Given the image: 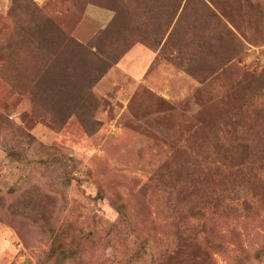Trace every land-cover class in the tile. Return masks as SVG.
<instances>
[{"label":"rangeland","instance_id":"1","mask_svg":"<svg viewBox=\"0 0 264 264\" xmlns=\"http://www.w3.org/2000/svg\"><path fill=\"white\" fill-rule=\"evenodd\" d=\"M89 6L127 26L93 85L88 55L66 76L57 32L88 45ZM135 45L138 78L113 65ZM42 90L59 114L36 111ZM260 249L264 0H0V264H264Z\"/></svg>","mask_w":264,"mask_h":264},{"label":"trees","instance_id":"2","mask_svg":"<svg viewBox=\"0 0 264 264\" xmlns=\"http://www.w3.org/2000/svg\"><path fill=\"white\" fill-rule=\"evenodd\" d=\"M115 11H118L115 10ZM58 37L60 40L61 50L60 51H68L72 54L70 56L69 64L72 66V69H66V76H68L69 72L74 73L77 69V67H81L83 65H87V58L85 55H88V59L92 62V74L91 77L95 78L92 81V85L96 84L98 81H100L109 68L111 67L108 65L106 68L105 63L107 64V61L104 59V56L106 57L110 52L111 49L108 47H111L113 45H117V43L126 38V32H127V26L126 25H120L116 21V15L113 17L112 21L108 24V26L102 30L97 32V34L88 42V45H83L77 41H75L68 32L67 28H57ZM74 40V41H73ZM85 54V55H84ZM121 60V59H120ZM119 60V61H120ZM119 61H117L114 64H117ZM104 66V67H103ZM67 78V77H66ZM37 89V88H36ZM42 94H37L38 97H36L37 102H35V109L39 113L40 111L43 112L42 107L45 110H50L55 104L53 103L54 100L59 98L58 95L54 96L51 95L48 97L45 93L46 91L42 90ZM63 95H66L68 93L62 92ZM61 96V98L63 97ZM88 100H93V97L88 95ZM66 103V102H65ZM58 104V103H57ZM60 104V103H59ZM64 104V103H63ZM65 108H67L66 105H63ZM56 107V105L54 106ZM57 109L52 108L56 114L60 113L59 106L56 107ZM75 107H72L71 110L68 112H64L63 117H54L52 122L58 125H63L66 123L68 118L70 116L76 115L75 110L73 109ZM51 111L50 113H52ZM62 114V113H61ZM48 115V114H47ZM198 175L204 176V177H210L214 179V176L218 175L216 172L212 173L211 169L207 171H198ZM100 197V195H99ZM124 208L122 206H119L117 208V212L119 215V220L122 223H127L128 217L123 211ZM146 243H143V241L139 244V248L135 251V253L132 256V259H141L143 253L145 252ZM264 250L260 249L253 253V259L256 261H260L263 257ZM48 258L51 261L52 264H66L67 262L75 261L79 259L78 254L74 250H52L48 253Z\"/></svg>","mask_w":264,"mask_h":264},{"label":"crops","instance_id":"3","mask_svg":"<svg viewBox=\"0 0 264 264\" xmlns=\"http://www.w3.org/2000/svg\"><path fill=\"white\" fill-rule=\"evenodd\" d=\"M113 17L114 13L110 10L96 6L87 7L83 21L79 26V31H81V27H83V30L89 31V38L85 42H88L97 32L104 30L112 21ZM77 40L83 43L82 39ZM148 58L149 54L141 48V45H135L126 53L123 59L116 64V66L120 67L122 61L124 62V59L131 60V72H133L134 77L138 78L143 73L142 60L146 62Z\"/></svg>","mask_w":264,"mask_h":264}]
</instances>
